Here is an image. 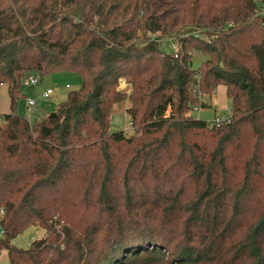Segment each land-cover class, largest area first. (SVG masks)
Instances as JSON below:
<instances>
[{
	"label": "trees",
	"instance_id": "trees-1",
	"mask_svg": "<svg viewBox=\"0 0 264 264\" xmlns=\"http://www.w3.org/2000/svg\"><path fill=\"white\" fill-rule=\"evenodd\" d=\"M195 50L209 56L196 69ZM31 71L81 86L30 121ZM2 84L11 264H264V0H0ZM219 85L232 119L210 126L191 111ZM125 102L131 134L111 130ZM31 226L44 235L15 245Z\"/></svg>",
	"mask_w": 264,
	"mask_h": 264
},
{
	"label": "rangeland",
	"instance_id": "rangeland-1",
	"mask_svg": "<svg viewBox=\"0 0 264 264\" xmlns=\"http://www.w3.org/2000/svg\"><path fill=\"white\" fill-rule=\"evenodd\" d=\"M174 38L173 41L169 37H164L159 40V45L161 49L165 52H173L179 49V45L174 49L172 42H178V38ZM208 54L204 53L201 50H195L192 53V68H198L203 61L208 59ZM126 85L119 84V89L130 92L131 85L124 78ZM121 80V79H120ZM82 78L79 74L69 73V72H59L48 74L43 77L42 81L37 86H25L27 89V94L33 97L38 95V92L43 89V87H59V90L54 92L50 98L46 100L39 99L35 108L28 109L25 104L24 99H21L18 103V111L25 115L30 121L40 119L42 113L37 112L36 110L40 107L48 112L49 114L54 112L59 103L64 101L67 98V94L70 90L77 89L81 86ZM69 84V86H67ZM122 86V88H121ZM226 86L220 85L216 88L215 92L210 95H202L201 98L208 104L207 107L201 108L198 110H192L191 114L196 118H202L211 121L216 115H222L225 113L232 112L231 100L227 97L226 92L224 91ZM129 106V102H125L121 105L115 106L114 111L111 115V130L123 129L128 134L134 132V129L129 121L126 108ZM10 112V96L8 93V85L2 84L0 87V124L3 121V116L5 113ZM45 233V230L41 227L31 226L21 232L17 237L13 239V243L19 247H28L33 240V237H42ZM1 235V234H0ZM0 264H11L8 259V254L6 250L0 251Z\"/></svg>",
	"mask_w": 264,
	"mask_h": 264
},
{
	"label": "built area",
	"instance_id": "built-area-1",
	"mask_svg": "<svg viewBox=\"0 0 264 264\" xmlns=\"http://www.w3.org/2000/svg\"><path fill=\"white\" fill-rule=\"evenodd\" d=\"M170 40L173 41V38H170ZM176 45H179L178 42H172V46L174 47V49L177 47ZM190 53L192 54L193 52L190 51ZM197 77H198V75H197ZM42 79H43L42 76L38 72H35V71L27 72L24 75V77L22 78V86H37L40 84ZM120 84L122 86H123V84L126 85V82L124 81V79L121 78ZM67 86H69V84H67ZM122 86H121V88H122ZM57 90H59V87L44 88L38 94V98L42 99V100H46V99L50 98V96L54 92H56ZM38 98L33 97V96H27L26 97V105H27L28 109H32V108L36 107L37 102H38ZM198 109H199V107L195 108V110H198ZM231 119H232V113H225L222 115H216L211 121H209V123H210V126H220L224 123L230 122ZM2 216H3V209L0 210V234L4 233V229H3V225H2ZM37 239H40V237H35V236L33 237V240H37Z\"/></svg>",
	"mask_w": 264,
	"mask_h": 264
},
{
	"label": "crops",
	"instance_id": "crops-1",
	"mask_svg": "<svg viewBox=\"0 0 264 264\" xmlns=\"http://www.w3.org/2000/svg\"><path fill=\"white\" fill-rule=\"evenodd\" d=\"M219 86H220V85H219ZM47 87H50V86L43 87V89H44V88H47ZM41 90H42V89H41ZM41 90H40V91H41ZM22 91H23L25 97H27V96H31V95H28V94H27V89L25 90V86H22ZM40 91L38 92V94L40 93ZM57 91H58V90H57ZM224 91L226 92V89H225ZM213 95H214V94H213ZM36 98H38V95L36 96ZM38 100H39V98H38ZM24 101H25V104H26V99H24ZM37 103H38V102H37ZM207 105H208V104H207ZM26 106H27V105H26ZM56 108H57V107H56ZM55 110H56V109H55ZM36 111L42 113V116L40 117V119H42V118L46 117L47 115H49V113L46 112V111L43 109V107L38 108Z\"/></svg>",
	"mask_w": 264,
	"mask_h": 264
},
{
	"label": "water",
	"instance_id": "water-1",
	"mask_svg": "<svg viewBox=\"0 0 264 264\" xmlns=\"http://www.w3.org/2000/svg\"><path fill=\"white\" fill-rule=\"evenodd\" d=\"M55 115H56L55 111L49 114V116H55Z\"/></svg>",
	"mask_w": 264,
	"mask_h": 264
}]
</instances>
